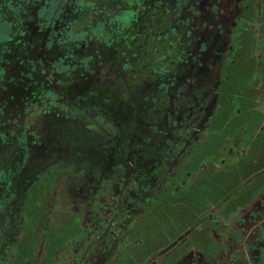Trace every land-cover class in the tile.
<instances>
[{
	"label": "flooded vegetation",
	"instance_id": "obj_1",
	"mask_svg": "<svg viewBox=\"0 0 264 264\" xmlns=\"http://www.w3.org/2000/svg\"><path fill=\"white\" fill-rule=\"evenodd\" d=\"M22 1L0 0V22ZM150 1L129 51L100 49L115 77L80 96L24 78L12 113L5 68L0 264H264V169L240 170L264 166V0ZM41 15L23 34L51 78L49 52L66 51Z\"/></svg>",
	"mask_w": 264,
	"mask_h": 264
},
{
	"label": "trees",
	"instance_id": "obj_2",
	"mask_svg": "<svg viewBox=\"0 0 264 264\" xmlns=\"http://www.w3.org/2000/svg\"><path fill=\"white\" fill-rule=\"evenodd\" d=\"M45 2L46 3L39 8H42V22H40V24L44 23L45 21H50V23H52V34L56 39L55 48H57V50L59 51H66L63 58L64 60H67L70 56L75 57V59L79 60V56L81 57L87 55L86 53L80 54V51H82V47L86 49V46L89 45L98 46L99 49H106V51L108 52L109 50L110 52L113 51V54L119 57L122 53L124 54L123 50H130L127 48L128 46H125V44L123 43L124 37L126 36L125 33H127L128 30L133 31L136 23H138L139 26L138 31L140 30L143 32L145 27L149 25L146 24L145 18L148 13L147 11L152 10V6H150L151 1L148 0H45ZM17 7H21L19 10L20 12L25 10L26 5H18L16 7H13L12 10L17 11ZM13 18H15V16L10 18L11 21L5 20V22H3V24L1 25L2 27L0 30L2 32H7V38L13 43L15 41L14 36L16 34H23V30H25L24 33L26 35H30L32 34V32L28 28L31 27V24L36 26L37 23V25H39V22H36V18H34L33 16L26 21L24 20L22 24L19 23L17 28H13L10 30L8 27L14 24ZM139 35L140 34H138V36ZM129 37L130 39H134V35H129ZM15 43V45L19 44V42ZM127 43L130 44V40H127ZM21 44L22 46L19 48L23 51L32 47V44L27 40V38L25 41L22 40ZM9 45L6 46V48H8V51ZM3 46L4 44H1L0 42V48H2ZM13 47L14 44L12 46V50ZM89 57L93 58L92 55H89L87 58H85L88 59ZM14 58L16 60L15 64H22L24 61L23 59H20L18 57ZM116 60H118L117 62L121 61L119 58H117ZM12 61L13 59H6L4 63H11ZM35 62H37V60L34 59L33 63ZM79 64L81 63L79 62ZM79 64L76 65V68L79 66ZM4 69L5 68L2 67L0 59V79L4 78L5 76ZM20 75H23V73ZM35 93L37 94V92ZM35 93L32 92V94ZM44 93L48 97H56V93L51 92L50 90H45ZM30 94L31 93H29V95ZM32 97L35 98V96ZM226 136L227 135L225 133H222L221 139H225ZM214 147L216 148V146ZM208 149L209 147L207 148V150ZM208 152L211 153L212 151L208 150ZM263 167L264 166H262V164H259V162H257L256 158L249 159L246 164H240V170L242 172H251L250 174L255 173V171L264 169ZM246 202V198L244 200L241 199L240 202L235 205V209H238L239 207L244 208ZM222 206L224 207V203H222ZM29 223L32 222L27 221L26 224L24 223L21 226V229L25 230V227H27L26 225H28ZM28 227L30 228L31 226L28 225Z\"/></svg>",
	"mask_w": 264,
	"mask_h": 264
},
{
	"label": "rangeland",
	"instance_id": "obj_3",
	"mask_svg": "<svg viewBox=\"0 0 264 264\" xmlns=\"http://www.w3.org/2000/svg\"><path fill=\"white\" fill-rule=\"evenodd\" d=\"M150 1V0H148ZM27 3V4H25ZM46 2L45 0H43V2L41 3V1L39 0H23L22 3L17 4L18 5H26V8L24 11H20L21 7H17V11H13L10 13V15L7 13L5 15L6 19L8 21H11L10 18L14 17V21L12 25H10L8 28L11 30L13 28H17L19 23L22 24L24 22V20H28L30 17H33V14L35 13V8H40L42 5H44ZM15 6V7H16ZM42 10V8H41ZM14 13V15H13ZM16 16H19L18 18ZM5 22V21H3ZM3 22H0V25L3 24ZM17 22V24H16ZM0 34H3L2 32ZM25 34H16L14 36V42H19L18 45H14L12 52L10 53V55L7 57V59H13V61L11 63L7 62V63H3L4 66H2L3 68H8L9 70L14 71L12 73L8 72V78H13L12 83H10V96L11 98L13 97V99H16L13 103L10 104V111L13 113L14 112V106L17 108L21 105V101L20 100H25V98H27L28 95H23V98L20 99L21 94V83L20 81H25V79L27 80H31L32 83H37L39 81H44L48 79H52L54 82H56L57 84V88L60 90H62V92H64L65 94L68 93H74L78 96H80V94H84L86 91V87L87 85H89V80L91 81H95L94 79H97V81H103V79L106 78H112L115 77L116 75V69L118 66L117 62L118 60L115 59H110L108 58V56H106L105 54L100 55L102 52L101 50L98 48V50L96 51L97 54H95L92 57H89L88 59H86L89 55H84V56H79L78 59H75V57H71L68 60H64L60 55L57 56V54L52 51L49 52V62L51 60H55L57 59L58 62H50L51 63V67L53 68L52 71H50L51 73V78L49 77V75L46 74V70L43 68V65L38 64L35 65V63H33V60L36 59V54L34 52L30 53L29 51L25 52L23 50H21L19 47L22 46L21 44V40L24 39H28V37ZM94 47V45H89L86 46V48H92ZM54 50H57V48H55ZM100 50V51H99ZM59 50H57L58 53ZM99 51V52H98ZM34 53V54H33ZM117 54H118V50H117ZM121 54V53H120ZM78 55V54H76ZM80 55V54H79ZM14 57H18L20 59H23V63L21 66H18L15 68V66L17 64H15L16 60ZM86 57V58H85ZM81 58V59H80ZM92 58V59H91ZM39 60V59H38ZM37 60V63L39 62ZM79 62H81V64L76 68V65L79 64ZM83 63V64H82ZM100 65V66H99ZM82 66V69L81 67ZM37 67V70H35ZM56 67V68H55ZM119 67V66H118ZM90 69V71H92V73L90 75H87L88 70ZM5 70V69H4ZM20 71V72H19ZM22 77H20V74ZM13 74V75H12ZM15 74V76H14ZM93 74V75H92ZM86 76H90L88 79ZM20 77V78H19ZM25 78V79H24ZM16 79L18 81V84H16ZM49 82V81H48ZM69 94V95H70ZM5 100L7 99V95H5ZM82 100H84V98L79 97ZM75 110V109H74ZM75 114H79V112L77 111V113ZM80 118L82 117L79 114ZM4 120V117H3ZM52 121V119H47L46 123L50 124V122ZM45 124V123H42ZM53 124V123H51ZM46 126V125H44ZM49 126V125H48ZM51 127V126H49ZM41 128V127H40ZM51 129H53L51 127ZM54 130V129H53ZM83 128H81L80 130L77 129V132H82ZM43 132V131H42ZM44 134H48L47 131L43 132ZM14 159V158H13ZM167 246H170V244L165 243ZM172 245V244H171Z\"/></svg>",
	"mask_w": 264,
	"mask_h": 264
}]
</instances>
